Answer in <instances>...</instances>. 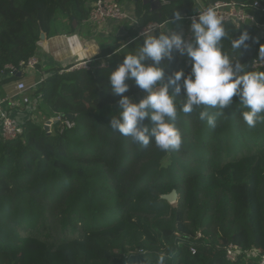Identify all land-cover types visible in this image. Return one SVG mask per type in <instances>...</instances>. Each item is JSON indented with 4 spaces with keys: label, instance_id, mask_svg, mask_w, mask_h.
Here are the masks:
<instances>
[{
    "label": "trees",
    "instance_id": "16d2710c",
    "mask_svg": "<svg viewBox=\"0 0 264 264\" xmlns=\"http://www.w3.org/2000/svg\"><path fill=\"white\" fill-rule=\"evenodd\" d=\"M93 1L0 0V86L15 77L1 73L7 64L36 55L41 33L73 32ZM116 1L133 4L138 23L101 48L99 57L111 56L108 66L62 73L45 67L27 96L36 100L31 114L40 110L51 120L49 130L29 112L20 118V135L0 138V262L156 264L163 253L166 264H259L246 253L258 249L264 257V122L249 128L234 96L211 129L199 120V112L220 110L201 106L183 113L182 89L176 95L175 125L182 136L178 151H161L154 142L144 148L114 131L110 121L118 117L120 97L109 86L110 72L142 45L146 35L139 31L147 23L161 24L176 12L185 17L199 8L195 0H171L160 7L145 0ZM199 1L204 7L234 1L250 10L254 0ZM143 9L148 11L142 15ZM254 13L260 26L223 24L221 46L233 63L264 71V66L250 68L251 60L264 53V11ZM244 32L250 36L247 47L232 49L231 40ZM122 38H135L134 49H119ZM174 57L161 62L165 83L175 71L191 72L190 58ZM126 83L124 95L134 102L146 95L134 81ZM169 92L174 94V88ZM57 116L73 126L60 132ZM143 124L154 126L149 118ZM173 189L178 198L169 204L161 195ZM229 244L241 248L234 262L225 257Z\"/></svg>",
    "mask_w": 264,
    "mask_h": 264
},
{
    "label": "clouds",
    "instance_id": "9594fccd",
    "mask_svg": "<svg viewBox=\"0 0 264 264\" xmlns=\"http://www.w3.org/2000/svg\"><path fill=\"white\" fill-rule=\"evenodd\" d=\"M183 19L181 13L176 12L170 22ZM190 33L194 43H187L182 33L172 30L146 35L138 50L125 55L122 64L108 75L113 95L120 97L118 117L113 116L110 127L130 137L134 144L147 148L154 142L164 152L181 148L182 136L175 121L178 112L176 95L182 89L184 98L179 110L183 113H192L201 106L220 110L211 115L207 110L199 112V120H206L211 129L217 127V116L225 114L223 109L234 96L239 98V104L245 109L241 117L249 128L264 122V71H249L239 61L233 63L222 51L221 41L226 36L222 18L213 8H207L192 18ZM249 39L247 32L242 33L238 39L231 40L232 49L247 47L245 42ZM174 53L192 60L191 72L186 76L182 70L175 71L165 83L164 70L160 65L162 61L172 62ZM126 81H134L145 91L146 95L139 102L124 95L129 90ZM170 87L174 88V94H170ZM146 118L154 125L151 129L143 124ZM156 264H166L163 253Z\"/></svg>",
    "mask_w": 264,
    "mask_h": 264
},
{
    "label": "built area",
    "instance_id": "2783aa9c",
    "mask_svg": "<svg viewBox=\"0 0 264 264\" xmlns=\"http://www.w3.org/2000/svg\"><path fill=\"white\" fill-rule=\"evenodd\" d=\"M171 0H149L152 5L159 6H169ZM207 8H213L217 15L220 16L223 20V24L231 23L236 28L242 25L249 26H260V24L256 20V15L254 11L263 12L264 4L258 0H254L251 2L249 9L247 10L243 6H239L234 1H217L213 3V5L209 7L201 6L198 8L197 13L185 16L186 19L189 20L191 25V21L193 17H197V15L205 11ZM146 12V9L142 10V15ZM132 13V12H131ZM128 11H126L121 4H119L116 0H95L87 5V15L83 20V23L86 21L88 23H96V24H104L107 21H115L120 24H126L128 26H136L138 23V18L136 15H131ZM164 23V22H163ZM158 24L157 22H149L147 23L140 31L139 35L144 36L152 33L154 30L161 29L162 24ZM190 25L188 30L183 34V38L187 43H190L192 38L190 33ZM39 59L36 55L29 57L26 60L19 61L17 65L7 64L1 73L5 74H15V73H30L36 69V65H38ZM90 60L86 59L85 61L76 62L68 67L67 69H59V72L63 71H73L79 69H89ZM101 66H104L102 63ZM264 66V53L259 54L257 57L253 58L250 62L251 69H258ZM42 80V77L40 81ZM38 81L36 84H39ZM32 86H27L23 81H20L16 84L15 89L16 93L12 97H0V138L4 140H11L16 138L18 135L22 133L23 122L20 118L14 114H12L11 109L9 108L10 100L15 96H20V103L26 105L27 112L29 113L31 110L35 108L36 100H30L27 96L28 90ZM57 121H60V132L66 128H70L73 126V122L70 119H62L60 116L56 117ZM197 237H200V233ZM195 250L191 248V253H194ZM241 253V248L235 246L233 244H229L225 250V257L229 262H234L236 260V256ZM248 258H255L258 260L259 264H264V257L261 255L258 249H253L246 253Z\"/></svg>",
    "mask_w": 264,
    "mask_h": 264
},
{
    "label": "crops",
    "instance_id": "0c3cea01",
    "mask_svg": "<svg viewBox=\"0 0 264 264\" xmlns=\"http://www.w3.org/2000/svg\"><path fill=\"white\" fill-rule=\"evenodd\" d=\"M124 6L129 8L131 12H134L133 4L126 3ZM189 25V20L184 17V19L180 22L171 23L170 20L164 22L161 29L165 33L172 30L184 34L189 28ZM84 27L85 25L82 26V29L87 32L85 35L76 30L68 32V30L64 28L60 29V31L56 34H52L48 37L44 34V39L39 40L37 43L38 51L36 55L39 59L38 65L40 67H68L75 61L81 59H89L91 60L90 63L93 64L97 61L95 56L100 49L105 44L111 42V39L115 40L118 35H121V33L124 35V29L127 28V25L124 26L123 24L115 21H107L99 27L101 30L92 25H89L87 29ZM127 40L128 39H123L122 41L125 43ZM131 47H133L132 49L135 47L133 42L131 43ZM103 60L108 61L106 58H103ZM38 73L40 74L39 78ZM41 74L42 70L36 67V69L30 73H23L20 74V76L15 75L13 79H9L6 83H4L2 86L4 95L0 97H12L16 93L15 86L20 81H23L27 86H32L28 90L29 93L33 88L38 86L36 83L41 79ZM20 98V96L13 97L8 105L10 109H19V111H17L19 115H21L19 118L24 119L29 116V113L27 112V107L19 106Z\"/></svg>",
    "mask_w": 264,
    "mask_h": 264
},
{
    "label": "rangeland",
    "instance_id": "374dc122",
    "mask_svg": "<svg viewBox=\"0 0 264 264\" xmlns=\"http://www.w3.org/2000/svg\"><path fill=\"white\" fill-rule=\"evenodd\" d=\"M150 3V2H149ZM195 3H196V6L197 7H200V1L199 0H195ZM122 6H123V8L126 10V11H128L129 13H131V11H130V9L129 8H127V7H125L123 4H121ZM150 6H152V4H150ZM153 6H158V7H160L159 5H153ZM201 6H203V5H201ZM147 11H148V9H146V12L145 13H147ZM133 13V12H132ZM131 13V15H133ZM82 24H83V21H82ZM82 24H80V26L79 27H77V29H75L76 31H79L80 33H82V34H84L85 35V33L87 34V32L86 31H84L83 29H82V26L83 25H85V29H87L88 28V26L90 25H92V26H95V28H99V27H101V25H103V24H96V23H88V22H84V24L82 25ZM89 24V25H88ZM105 24V23H104ZM124 26H126V24H123ZM127 27H130V26H128L127 25ZM143 28V27H142ZM141 28V29H142ZM100 30H101V28H99ZM188 30V29H187ZM119 36V35H118ZM117 36V37H118ZM116 37V38H117ZM114 39H115V37H114ZM135 38H133V39H128L127 41H125V43H124V41H122L123 40V38L122 39H120V47H119V49H122V48H124V47H127V46H131V43L133 42V40H134ZM113 41L114 40H112L111 39V42H109V43H113ZM109 43H107V44H109ZM106 45V44H105ZM84 50H86V49H84ZM101 50V49H100ZM100 52V51H99ZM98 52V53H99ZM98 53L96 54V58H97V61L96 62H94L93 64H91V63H89V66H90V68L89 69H93L94 67L95 68H102V67H107L108 66V63H109V60H111V56L109 55V56H106V57H99L98 56ZM37 56V55H36ZM184 56H186V55H184ZM103 58H106L108 61H105V60H103ZM81 61H85V59H81V60H77V61H75L74 63H76V62H81ZM91 61V60H90ZM74 63H72V64H74ZM104 64V66H101V64ZM71 64V65H72ZM36 67L37 68H39L38 67V65H36ZM62 67H64V66H60V67H57V68H61L62 69ZM56 68V67H55ZM65 68V67H64ZM40 70H42V71H45V67H40L39 68ZM42 75V74H41ZM39 76H40V74L38 73V78H39ZM43 77V76H42ZM10 79H13L12 77L10 78ZM8 81V80H7ZM4 83H6V81L4 82ZM4 83L0 86V94H1V96H3L4 95V91H3V89H2V86L4 85ZM25 104H23L22 102L20 103V105L19 106H24ZM11 111H12V114H14V115H16V116H18V117H20L21 115H19V113L17 112V111H19V109H17V108H14V109H12L11 108ZM39 113H36V112H33L32 114H31V118H33V119H36V121H38L39 123H42V124H46V122L47 121H50L51 122V120L50 119H45V116H44V114H43V112H41L40 110L38 111ZM30 116V115H29ZM44 122V123H43ZM51 124V123H50ZM50 124H49V126H50ZM198 234L199 233H197L196 234V237L198 236ZM0 264H3L2 262H0Z\"/></svg>",
    "mask_w": 264,
    "mask_h": 264
},
{
    "label": "water",
    "instance_id": "95a60500",
    "mask_svg": "<svg viewBox=\"0 0 264 264\" xmlns=\"http://www.w3.org/2000/svg\"><path fill=\"white\" fill-rule=\"evenodd\" d=\"M145 3H149V0H145ZM73 24L75 25V22H73ZM44 37H45L44 33H41L40 36H39V40L44 39ZM16 76H20V73H17ZM68 117L70 119L72 118L71 115H68ZM50 123H51L50 121H47L46 124H44V128H45L46 131L49 130V124ZM161 198L163 200H165L166 202H168L169 204H173V203H175L177 201L178 195H177L176 191L173 189L170 192L161 195Z\"/></svg>",
    "mask_w": 264,
    "mask_h": 264
}]
</instances>
